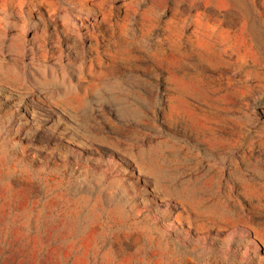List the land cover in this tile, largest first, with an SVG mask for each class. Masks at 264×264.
Returning a JSON list of instances; mask_svg holds the SVG:
<instances>
[{
	"label": "rangeland",
	"instance_id": "374dc122",
	"mask_svg": "<svg viewBox=\"0 0 264 264\" xmlns=\"http://www.w3.org/2000/svg\"><path fill=\"white\" fill-rule=\"evenodd\" d=\"M0 264H264V0H0Z\"/></svg>",
	"mask_w": 264,
	"mask_h": 264
}]
</instances>
